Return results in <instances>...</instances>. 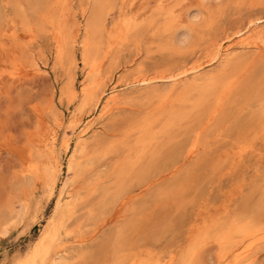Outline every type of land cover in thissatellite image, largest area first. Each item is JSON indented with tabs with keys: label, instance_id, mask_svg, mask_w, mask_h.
I'll list each match as a JSON object with an SVG mask.
<instances>
[{
	"label": "rangeland",
	"instance_id": "1",
	"mask_svg": "<svg viewBox=\"0 0 264 264\" xmlns=\"http://www.w3.org/2000/svg\"><path fill=\"white\" fill-rule=\"evenodd\" d=\"M1 222L0 264H264V0H0Z\"/></svg>",
	"mask_w": 264,
	"mask_h": 264
},
{
	"label": "bare ground",
	"instance_id": "2",
	"mask_svg": "<svg viewBox=\"0 0 264 264\" xmlns=\"http://www.w3.org/2000/svg\"><path fill=\"white\" fill-rule=\"evenodd\" d=\"M105 3V2H104ZM103 10V9H102ZM196 11V10H195ZM96 20V19H95ZM254 24V23H253ZM256 24V23H255ZM188 26V25H187ZM250 26V25H249ZM180 28V27H179ZM248 28V27H247ZM180 29H182V27L180 28ZM177 31V30H176ZM248 32V29L246 30V31H244V30H240L236 35H237V37H240V41H239V43L241 44V46L242 47H244V48H247V47H249V46H251L253 43L251 42V38H252V36L250 35V34H248V35H246V33ZM179 33V32H178ZM181 33V38H180V40H183L184 41V39H186V36H189L188 35V32H187V29L186 30H184L183 31V29H182V31L180 32ZM235 35V36H236ZM179 37H180V35H179ZM178 37V38H179ZM254 37V36H253ZM86 41V40H85ZM181 43V42H180ZM224 44L225 43H223V44H219L218 45V48H217V53L215 54V56H214V58L216 59L217 57H219V55L221 54L220 52H221V50L224 48ZM89 45V44H88ZM226 49V48H225ZM85 55V54H84ZM86 56V55H85ZM239 59V58H238ZM208 64H210V63H208ZM190 70V69H189ZM186 74V73H185ZM214 76H211V77H208V78H206L205 80H206V85H209L210 86V84L209 83H212V81H213V78ZM175 78V77H174ZM156 79V78H155ZM163 79V78H162ZM168 79V78H167ZM142 82H144V83H146V80H141ZM140 81V82H141ZM263 81V80H262ZM262 81L260 80L259 81V79L257 80V78H256V80H253V78H252V80H251V78H250V81H248L246 84H244V86L242 87L243 89H241L242 90V92L241 93H243V94H245L244 92L245 91H251V90H257L258 88H260V86L262 85ZM139 82V83H140ZM204 82V81H203ZM134 83H136V82H134ZM150 83V82H149ZM148 84V83H147ZM125 87V86H124ZM206 87V86H205ZM146 88V87H145ZM151 88V87H150ZM251 89V90H250ZM118 90V89H117ZM194 90H198V88H197V86H195V85H190V86H188V88L186 89V91L188 92V93H191L192 91H194ZM240 90V91H241ZM253 90V91H254ZM83 91H84V89H83ZM149 91V90H148ZM94 92V91H93ZM186 92V93H187ZM83 93V92H82ZM101 93V92H100ZM118 93V92H117ZM142 93V92H141ZM149 93H150V91H149ZM153 93V92H152ZM155 93V92H154ZM159 93V92H158ZM238 93V92H237ZM87 94H89V93H87ZM86 94V95H87ZM160 94V93H159ZM102 95V94H101ZM99 96V98L97 99L96 97H97V95H96V97H95V95H94V93H93V96L95 97L94 98V102H95V104H94V108L96 109L97 107H98V105H99V102L101 101V98H102V96ZM152 95H154V94H152ZM92 96V95H91ZM86 97V96H85ZM151 97V96H150ZM91 97L89 96V99H90ZM89 99L87 100V101H89ZM96 100V101H95ZM84 102V101H83ZM83 104V103H82ZM93 109V108H92ZM73 121V120H72ZM79 121V120H78ZM76 122V121H75ZM80 122V121H79ZM72 123L73 122H70V124L68 125V129H70V128H73L72 130H73V132H75L76 131V129L78 128V126L80 125V123H78V125L76 126V127H74L73 125H72ZM73 126V127H72ZM84 129V128H83ZM82 129V130H83ZM87 129V128H86ZM70 131H68V130H66L65 132H64V135H63V148H64V152L65 153H68L69 152V149H70V147H71V142H70V133H69ZM72 132V133H73ZM84 132H86L85 130H84ZM83 131L81 132V133H79V134H82V133H84ZM87 133V132H86ZM84 135V134H83ZM81 138H82V135H80V137H79V139L81 140ZM78 139V143L76 144V146H75V148H74V150H73V153H72V155H71V158H70V161H69V164H68V169H69V171L68 172H71V171H77V175H78V173H80L79 171L80 170H82L83 169V167L84 166H86V165H82V169L80 168V164H82V163H80V161H79V163H78V161H77V158L80 156V154H79V148H81L80 147V140ZM62 142V141H61ZM86 142V141H85ZM49 143V142H48ZM84 143V142H83ZM56 146H57V138H56V136L54 137V139H53V141L51 142V144L48 146V151L47 152H49L50 153V156H49V161H48V163H47V165L45 166V172H44V174L46 173V178H47V180H48V184L50 185V189L49 190H51V193H50V195H53V193H54V190L56 189V186H57V183H58V176H59V172H60V161H59V159H58V157H57V155H56ZM87 145H85V147H86ZM47 149V148H46ZM173 150V149H172ZM83 152V151H82ZM173 154V153H172ZM47 155V154H46ZM79 155V156H78ZM169 156V155H168ZM174 156H176V155H174ZM170 157V156H169ZM47 158H48V156H47ZM92 159H94L95 157H91ZM90 158V159H91ZM97 158L98 157H96L95 159H96V162H97ZM171 158V157H170ZM53 159H55L56 160V162L54 163V160ZM87 161V160H86ZM93 161V160H92ZM45 162H46V160H45ZM88 164V162H85L84 164ZM92 163V162H91ZM95 163V162H94ZM94 163H92V164H94ZM55 164V165H54ZM92 166H94V165H92ZM43 169V170H44ZM84 171H86V169H84ZM80 174H83V173H80ZM73 178V177H72ZM76 178H74V179H71V182L72 181H74ZM68 184H69V181H66V182H64V184H63V186H62V188H61V194L63 195V193L66 191V188L68 187ZM47 186V185H46ZM49 187V186H48ZM68 204V203H67ZM27 206V205H26ZM26 206L23 208V211H22V213H17L18 214V216H17V214H15L14 213V217H13V215H12V219L14 218V219H20V222H21V218H23V216H25V208H26ZM71 206H72V203H70L69 202V204H68V207H67V215H69L70 214V212H71ZM63 212V211H62ZM9 215H11V214H9ZM59 215H62V214H59ZM65 215V214H64ZM16 216V217H15ZM68 217V216H67ZM9 219H11V217L9 218ZM13 221V220H12ZM2 222H4V221H2ZM1 222V225H0V228L2 229V231H1V233H3V234H5L7 231H8V229H3L4 228V225H5V223H2ZM65 223H66V221H65V219L62 217L61 219H60V221H59V224H61V226H63V228L66 226L65 225ZM55 224V223H54ZM56 226V225H55ZM246 230H241V233H243V234H245L246 232H245ZM5 236V235H4ZM48 237V232L47 233H45V235H43L42 237H41V239H40V241L34 246V248H33V251H32V254H30V256H31V258H30V264H37V260H38V258H39V256H40V253H41V249L42 248H46V246H47V241H46V238ZM249 247V246H248ZM58 254V253H57ZM56 254V255H57ZM29 256V257H30ZM29 262V261H28ZM18 264H21V263H18ZM49 264H61L60 262H58L57 260H55V259H51V261H50V263Z\"/></svg>",
	"mask_w": 264,
	"mask_h": 264
}]
</instances>
